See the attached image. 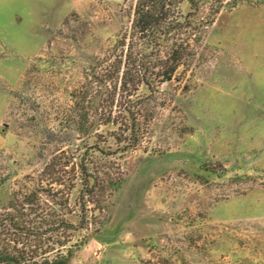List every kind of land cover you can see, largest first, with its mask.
<instances>
[{"label": "rangeland", "instance_id": "1", "mask_svg": "<svg viewBox=\"0 0 264 264\" xmlns=\"http://www.w3.org/2000/svg\"><path fill=\"white\" fill-rule=\"evenodd\" d=\"M136 1L0 0V205L51 160H82L108 178L67 264H264V0L200 1L188 66L150 89L119 72L109 107L81 87ZM109 111L132 130L97 125Z\"/></svg>", "mask_w": 264, "mask_h": 264}, {"label": "trees", "instance_id": "2", "mask_svg": "<svg viewBox=\"0 0 264 264\" xmlns=\"http://www.w3.org/2000/svg\"><path fill=\"white\" fill-rule=\"evenodd\" d=\"M182 1L192 12L182 15L178 11ZM200 1L206 0H137L129 32L115 41L111 53L103 60L104 67L81 87V95L93 92L92 84L103 87L104 102L109 101L110 107L119 72L122 90L127 86L136 90L140 85L150 89L169 81L180 66H188L203 28L193 19ZM210 1V14H216L222 1ZM240 3L229 0L225 5L231 9ZM90 106L95 112L96 108ZM93 118L97 125L119 124L121 131V118L112 117L110 111ZM85 120L81 112L79 127ZM122 126L132 130L130 123ZM81 161L67 168L66 164L51 160L34 179L26 178L10 199L0 205V264L68 263L82 244L81 239L74 240V235L92 223L93 207L88 204L97 206L106 186L103 177L107 174L97 168L91 172ZM75 180L77 194L70 205Z\"/></svg>", "mask_w": 264, "mask_h": 264}]
</instances>
